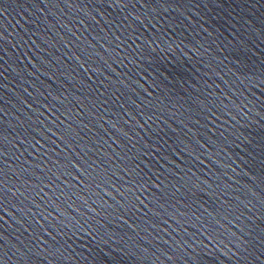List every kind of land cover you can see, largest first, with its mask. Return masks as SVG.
I'll list each match as a JSON object with an SVG mask.
<instances>
[{"label":"water","instance_id":"1","mask_svg":"<svg viewBox=\"0 0 264 264\" xmlns=\"http://www.w3.org/2000/svg\"><path fill=\"white\" fill-rule=\"evenodd\" d=\"M0 264H264V0H0Z\"/></svg>","mask_w":264,"mask_h":264}]
</instances>
